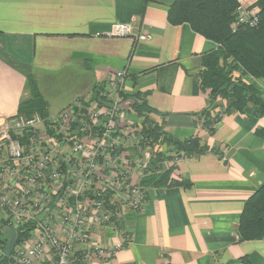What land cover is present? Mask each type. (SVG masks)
I'll list each match as a JSON object with an SVG mask.
<instances>
[{
    "label": "crops",
    "instance_id": "crops-1",
    "mask_svg": "<svg viewBox=\"0 0 264 264\" xmlns=\"http://www.w3.org/2000/svg\"><path fill=\"white\" fill-rule=\"evenodd\" d=\"M173 1L0 0V116H15L33 97L31 75L54 116L97 96L126 69L122 126L142 125L135 106L144 101L173 137L200 135L217 151L176 165L190 187L146 188L142 207L127 208L118 228L95 230L92 246L114 247L115 255L89 264H264V239L240 242L238 235L247 199L264 184V138L256 133L264 113L249 106L224 115L213 135L197 125L209 105L198 76L202 56L218 44L188 23L171 24ZM122 23L132 33L114 36ZM140 33L148 38L137 40ZM245 79L264 96L263 79Z\"/></svg>",
    "mask_w": 264,
    "mask_h": 264
},
{
    "label": "built area",
    "instance_id": "built-area-1",
    "mask_svg": "<svg viewBox=\"0 0 264 264\" xmlns=\"http://www.w3.org/2000/svg\"><path fill=\"white\" fill-rule=\"evenodd\" d=\"M258 10L240 5L233 28L255 25ZM132 29L130 23L117 24L112 34L124 37ZM126 74L117 70L108 80L105 103L81 97L54 116L39 111L0 116V229L7 234L2 245L0 233V260L7 257L3 264H89L114 257V247L92 246L94 232L118 228L127 208L142 207L147 191L140 178L151 158L142 147L141 126L120 123ZM7 227L18 232L9 256L4 252ZM21 228L29 233L22 239Z\"/></svg>",
    "mask_w": 264,
    "mask_h": 264
},
{
    "label": "trees",
    "instance_id": "trees-1",
    "mask_svg": "<svg viewBox=\"0 0 264 264\" xmlns=\"http://www.w3.org/2000/svg\"><path fill=\"white\" fill-rule=\"evenodd\" d=\"M240 5V0H174L169 5L168 20L171 24L188 23L197 33L218 44L215 50L202 56L203 68L198 73L201 87L208 92L212 106L204 109L195 120L210 135L216 132L224 115L245 113L249 106H259L264 113V96L245 79L250 75L264 80V0H256L251 5L259 9V21L255 25L240 24L234 29ZM30 84L33 97L21 103L19 113L30 115L39 111L47 116L46 104L33 75L30 76ZM101 94L92 99L105 103L107 99ZM135 107L143 119L139 132L143 139L142 147H150L151 150L140 184L144 188L190 187L191 182L176 176V166L168 165L167 161L201 156L216 152V148L200 135L184 139L173 137L146 102L139 100ZM256 133L264 138V127L257 128ZM165 146L168 155L159 149ZM1 232L3 245L7 234L2 229ZM28 234L20 229V239ZM238 235L240 242L264 239V184L247 199L238 224ZM6 261L7 257L3 255L0 264ZM243 261L252 264L247 258Z\"/></svg>",
    "mask_w": 264,
    "mask_h": 264
},
{
    "label": "water",
    "instance_id": "water-1",
    "mask_svg": "<svg viewBox=\"0 0 264 264\" xmlns=\"http://www.w3.org/2000/svg\"><path fill=\"white\" fill-rule=\"evenodd\" d=\"M212 106V102L209 104L208 107H211ZM47 213V210H45L40 216H39V219L42 220L43 217L45 216V214ZM6 232L8 233L9 235V240L4 248V252L6 255H11L12 251H13V248H14V245L18 239V232L17 230H14L13 228L11 227H7L6 228Z\"/></svg>",
    "mask_w": 264,
    "mask_h": 264
},
{
    "label": "rangeland",
    "instance_id": "rangeland-1",
    "mask_svg": "<svg viewBox=\"0 0 264 264\" xmlns=\"http://www.w3.org/2000/svg\"><path fill=\"white\" fill-rule=\"evenodd\" d=\"M247 8H251L252 11H257V9H258L257 7H251V5L247 6ZM144 149H145L144 152L151 153L150 147H147V148H144ZM159 149H161L162 151H164L166 153V155H168L169 151H168V148L166 146L165 147H161V148L159 147ZM133 152H134L133 150H130V153H133ZM169 161H171V164L168 163V165H172L173 166V164H174L176 166V158L173 159V160H169Z\"/></svg>",
    "mask_w": 264,
    "mask_h": 264
}]
</instances>
